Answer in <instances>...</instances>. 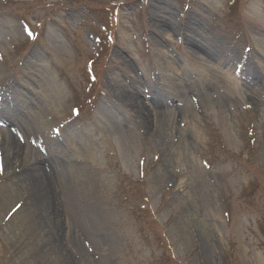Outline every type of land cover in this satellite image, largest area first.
<instances>
[{
	"label": "rangeland",
	"instance_id": "1",
	"mask_svg": "<svg viewBox=\"0 0 264 264\" xmlns=\"http://www.w3.org/2000/svg\"><path fill=\"white\" fill-rule=\"evenodd\" d=\"M154 13L182 31L162 40ZM191 27L212 60L186 44ZM128 76L151 109L175 98L171 83L210 104L156 133L115 100ZM5 100L64 166L49 217L26 190L5 198L19 180L0 146V264H264V0H0L8 130L23 120L1 122Z\"/></svg>",
	"mask_w": 264,
	"mask_h": 264
},
{
	"label": "bare ground",
	"instance_id": "2",
	"mask_svg": "<svg viewBox=\"0 0 264 264\" xmlns=\"http://www.w3.org/2000/svg\"><path fill=\"white\" fill-rule=\"evenodd\" d=\"M152 24V27L155 29V35L164 41L167 36H171L182 31L181 28H177L174 23H172L170 18H161V16L157 13L152 14ZM188 32H190L191 35L186 37V44L192 48L195 55L204 56L206 60H212L213 56H217V54H213L214 52L212 53V51L209 49L211 48L209 47L211 46L210 44L213 45V40L211 38L204 36L202 32L196 27L189 28ZM157 46L158 48H162L163 43L157 41ZM161 55L165 59V62L170 65L168 56L164 53ZM205 66L207 65L205 64ZM170 69L171 68L169 67V70ZM172 72L174 74L175 71ZM129 80L132 82V88L129 90L126 88V86H121L119 84L116 85L114 90L116 92V96L114 95L115 100L118 102L120 101L119 103L121 105L125 104L124 106L132 111L133 118L137 117L141 124L153 126V129L156 133H159L161 129L165 127L164 125L167 123L168 118H171L173 122L172 125L174 126V121L178 116L186 117L187 115L195 112L197 108L201 110L210 104L208 94L205 93L200 95L198 97V101H195V99L193 100L192 98L193 91H190L188 87L185 85L182 86L178 83H171V88L174 89L175 92L174 97L181 99L183 105L180 107L176 106L171 108L168 106V104L170 102H174L175 98H166V100L163 97H159L157 98V101L153 100L157 105L151 109L150 107H147L143 100H141L139 88L137 87V84H139L138 81H136V79H134L132 76L129 77ZM259 86V81H256L252 86L249 84V86L246 87V91L251 92L250 97H254V91ZM217 99L218 101H216ZM165 100L166 102H164ZM213 100L216 101L213 102V104H215L216 108L219 110H222L224 106L229 104V102L224 100V98L220 99L214 96ZM161 101L164 104H161ZM7 102V100L3 102L1 109L6 114H8V116H4L5 120L1 122L8 125L11 124L13 115L14 117H17L18 120L23 121H17L18 125H15V127H10L9 125L10 128L8 130L0 128V146L3 147L4 154L6 156V158L4 157V161L8 169H11V165L14 163L15 167H17H14V169H17V171L15 170V172H12L11 177H16L19 180L16 184V187L13 186L11 189L6 188L4 190V196L7 200H9V198L12 197L14 193L18 194L21 190H26L28 191V207L33 209L34 212L37 211L43 214L44 211L46 213L48 212L49 217L53 216V214L56 213V210H51L55 202L54 197L51 196L50 193V185L56 181L55 176L57 175V167L61 168L64 165L57 160H47L42 152L34 150L32 147L33 141L29 138L31 136L29 135L30 131L26 129L29 126V129L31 128V121H33V118H29V116L24 111L16 109L9 104L7 105ZM195 102L197 104H195ZM34 108H36V106H34ZM10 114L12 116H10ZM36 116L39 118L38 113H36ZM27 121L29 123H27ZM124 126L125 125H122V128ZM25 137L27 140H25ZM6 193L8 195H6ZM201 195L203 201H206V193L201 191ZM55 227L57 228V235L61 229V226L57 220ZM84 264L92 263L89 261H84Z\"/></svg>",
	"mask_w": 264,
	"mask_h": 264
},
{
	"label": "snow or ice",
	"instance_id": "3",
	"mask_svg": "<svg viewBox=\"0 0 264 264\" xmlns=\"http://www.w3.org/2000/svg\"><path fill=\"white\" fill-rule=\"evenodd\" d=\"M57 131H59L58 129H57ZM2 164H0V172H2ZM22 207V205H17L16 206V209H14V211H18L19 210V208H21Z\"/></svg>",
	"mask_w": 264,
	"mask_h": 264
}]
</instances>
